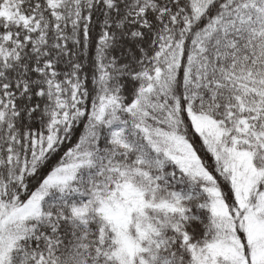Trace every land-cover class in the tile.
I'll list each match as a JSON object with an SVG mask.
<instances>
[{"label": "snow or ice", "instance_id": "snow-or-ice-1", "mask_svg": "<svg viewBox=\"0 0 264 264\" xmlns=\"http://www.w3.org/2000/svg\"><path fill=\"white\" fill-rule=\"evenodd\" d=\"M0 264H264V0H0Z\"/></svg>", "mask_w": 264, "mask_h": 264}]
</instances>
